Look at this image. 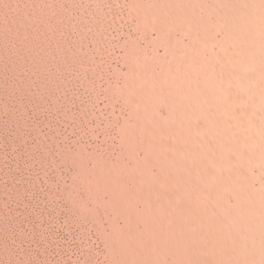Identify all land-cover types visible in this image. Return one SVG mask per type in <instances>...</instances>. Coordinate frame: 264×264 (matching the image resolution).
Wrapping results in <instances>:
<instances>
[{
  "label": "rangeland",
  "instance_id": "1",
  "mask_svg": "<svg viewBox=\"0 0 264 264\" xmlns=\"http://www.w3.org/2000/svg\"><path fill=\"white\" fill-rule=\"evenodd\" d=\"M177 101L264 130V0H0V264H189L135 183Z\"/></svg>",
  "mask_w": 264,
  "mask_h": 264
},
{
  "label": "bare ground",
  "instance_id": "2",
  "mask_svg": "<svg viewBox=\"0 0 264 264\" xmlns=\"http://www.w3.org/2000/svg\"><path fill=\"white\" fill-rule=\"evenodd\" d=\"M177 102L181 103L179 111L171 113L167 122L155 121L147 135L150 144L153 139V144L165 150L148 160L159 168L158 181L135 183L144 187V196L153 206L170 209L165 218L191 247L181 248L189 264H224L226 259L241 264V253L248 264H264V130L241 131L237 140L227 135L229 143L222 146L217 142L227 137L212 130L209 123L221 130L223 123L202 114L194 116L183 102ZM225 195L235 196L234 206ZM181 218H187L190 225L185 226ZM189 228L195 236H188ZM240 241L245 242L242 249Z\"/></svg>",
  "mask_w": 264,
  "mask_h": 264
}]
</instances>
